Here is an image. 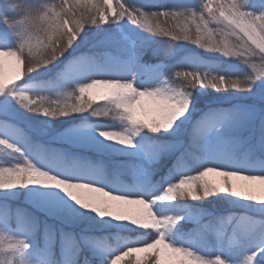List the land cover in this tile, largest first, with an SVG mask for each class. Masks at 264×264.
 Instances as JSON below:
<instances>
[{"label": "snow or ice", "instance_id": "1", "mask_svg": "<svg viewBox=\"0 0 264 264\" xmlns=\"http://www.w3.org/2000/svg\"><path fill=\"white\" fill-rule=\"evenodd\" d=\"M0 25V193L114 222L108 264H264V0H0ZM23 231L0 211V264Z\"/></svg>", "mask_w": 264, "mask_h": 264}, {"label": "rangeland", "instance_id": "2", "mask_svg": "<svg viewBox=\"0 0 264 264\" xmlns=\"http://www.w3.org/2000/svg\"><path fill=\"white\" fill-rule=\"evenodd\" d=\"M50 2H52V0H50ZM55 2H59V0H55ZM196 2L197 0H191L190 3L195 4ZM3 31V25H0V32ZM145 35L147 34L145 33ZM182 46L191 49L193 52L205 58L212 56V54L204 53L203 50L191 44L182 43ZM89 50L99 51L98 49H91L90 44L82 49L84 52H88ZM143 59L148 63L156 62L151 52L145 53ZM218 59L220 61V68L230 67L237 73L242 70L243 66L236 61L228 62L225 61L223 57ZM49 67H51V65ZM210 70L217 71L219 69L212 66ZM57 91L60 90L57 89ZM199 107L201 110H205L207 108V103L202 102ZM198 115L199 112L195 113L193 118ZM105 119L106 118L89 117V122L118 123L112 121L110 118ZM77 123H79V121H77ZM19 126L24 128L25 124L21 122ZM31 135L39 139L35 137V133H31ZM182 140L186 147L187 136L185 135L182 137ZM144 147L149 148L150 146L145 145ZM178 154L179 153H176V155ZM174 160L175 155L161 157L159 163L155 165L157 172L154 175V179L158 181L162 176L166 175ZM106 162L108 161L106 160ZM65 199H67V197H65ZM68 203L72 204L71 201H68ZM187 204L195 206L196 209L206 210L208 213H211L213 217L229 216L233 213L241 215L245 212L243 208L232 207L228 204L213 206L207 201H187ZM73 207L76 206L73 205ZM0 211L9 213L10 218L24 229L22 235L30 244L26 253L30 264H108L107 257L116 250L118 243L123 239V237L120 238V240L113 239L106 246L100 241L102 233H99V230H103V232H105L104 234H110L109 230L115 229L112 223L106 224L100 222L97 224L86 218H78L67 210L58 211V214H54L50 205L46 202L39 201L38 198L27 189H17L14 195L0 193ZM208 219L209 218L206 216L203 218V221L207 223ZM193 227L194 225L192 223H187L185 225V231H190ZM85 246H89V248ZM81 250H88L93 258L89 260L88 256L81 254ZM213 250L215 251L217 249L213 247ZM222 250L225 254L231 252L227 247H224ZM79 254H81L80 257Z\"/></svg>", "mask_w": 264, "mask_h": 264}, {"label": "bare ground", "instance_id": "3", "mask_svg": "<svg viewBox=\"0 0 264 264\" xmlns=\"http://www.w3.org/2000/svg\"><path fill=\"white\" fill-rule=\"evenodd\" d=\"M108 119V118H106ZM105 119V120H106ZM107 219V218H106ZM114 224V222H112V225ZM110 234H104L105 232H103V230H99V233L101 232L102 235L100 237V241L102 243H104L106 246L114 239V240H120V238L123 237L122 234H120L118 231H116L115 229H111L109 230ZM86 248H89V246H85ZM84 247V249H85ZM81 254H85L86 256H88V259L91 260L93 257L90 255V252H88V250L83 251L81 250ZM81 254H79V257L81 256ZM99 255V254H98Z\"/></svg>", "mask_w": 264, "mask_h": 264}, {"label": "trees", "instance_id": "4", "mask_svg": "<svg viewBox=\"0 0 264 264\" xmlns=\"http://www.w3.org/2000/svg\"><path fill=\"white\" fill-rule=\"evenodd\" d=\"M151 2H152V0H135V3H137V4H145L147 6H151ZM159 2L167 5V4L174 3L175 0H159ZM187 2L190 3L191 0H187Z\"/></svg>", "mask_w": 264, "mask_h": 264}]
</instances>
